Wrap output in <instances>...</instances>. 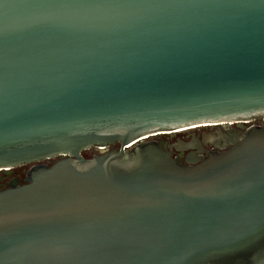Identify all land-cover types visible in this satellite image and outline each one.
Masks as SVG:
<instances>
[{"label": "water", "instance_id": "1", "mask_svg": "<svg viewBox=\"0 0 264 264\" xmlns=\"http://www.w3.org/2000/svg\"><path fill=\"white\" fill-rule=\"evenodd\" d=\"M25 166L0 264H264V0H0V173Z\"/></svg>", "mask_w": 264, "mask_h": 264}, {"label": "flooded vegetation", "instance_id": "2", "mask_svg": "<svg viewBox=\"0 0 264 264\" xmlns=\"http://www.w3.org/2000/svg\"><path fill=\"white\" fill-rule=\"evenodd\" d=\"M253 124L255 125H259V121H255ZM235 129V126L232 125H227V126H223L220 127L219 130L222 132H227V131H231ZM209 131V129L206 128H199V129H189V130H185L182 131L178 136H182L183 139H176L175 141L171 142L174 137L177 135L174 134L171 138L168 139V144H174L176 142L179 143V145H183V144H188L191 141H201L202 140V136L204 135V132L200 133L201 131ZM218 130V129H215ZM87 154L86 157L91 156L93 154H96V151L94 148H90L89 150L86 151ZM57 160V159H54ZM51 160V161H54ZM49 161V162H51ZM30 166H25V167H20V168H15L12 169L9 173H0V184H3V186H7L10 182L12 181H20L23 179V177L25 176V173L27 172L28 168Z\"/></svg>", "mask_w": 264, "mask_h": 264}, {"label": "rangeland", "instance_id": "3", "mask_svg": "<svg viewBox=\"0 0 264 264\" xmlns=\"http://www.w3.org/2000/svg\"><path fill=\"white\" fill-rule=\"evenodd\" d=\"M210 131H214V132H215L216 130H215V128H214V129L209 130V131H208V130H207V131H201L200 133L204 132V134H208V133H210ZM221 132H222V131H221ZM180 133H181V132L177 133V135L174 137V139H173L171 142L175 141L176 139H181V140H182L183 137H182V136H178ZM85 154H87L86 151L82 153L83 156H86Z\"/></svg>", "mask_w": 264, "mask_h": 264}]
</instances>
